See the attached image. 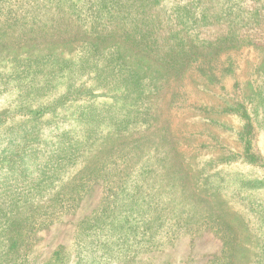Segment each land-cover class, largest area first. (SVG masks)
Segmentation results:
<instances>
[{"label": "rangeland", "instance_id": "374dc122", "mask_svg": "<svg viewBox=\"0 0 264 264\" xmlns=\"http://www.w3.org/2000/svg\"><path fill=\"white\" fill-rule=\"evenodd\" d=\"M153 38L181 41V50L197 59L163 89L161 78L137 67L155 91L146 104L152 114L143 119L155 116L154 127L126 131L127 104L113 90L102 94L94 67L86 64L90 41L132 67L144 53L131 41ZM232 102L244 103L248 112L252 105L264 107V0H0V264H257L264 254V214L257 211L264 186L254 181L264 178V108L253 116L258 160L251 164L242 157L239 119L216 113ZM42 105H53L52 111L41 118L28 112ZM161 126L170 136L162 137ZM73 143L78 148L71 166L54 168L53 145ZM169 147L185 155L183 175L162 176L156 157ZM126 156L132 171H152L148 196L157 199L159 189L167 202L145 218L160 216L170 224L186 217L194 226H149L141 234L157 244L130 257L106 256L96 243L107 237L86 239L81 230L118 191L109 179ZM53 169L49 181L57 178L46 193L44 172ZM132 176L127 194L139 179ZM62 184L55 200L51 190ZM78 188L83 192L72 208ZM200 221L206 226H196ZM215 223L220 230L210 227ZM10 237L18 241L11 250ZM228 241L232 248L224 259Z\"/></svg>", "mask_w": 264, "mask_h": 264}, {"label": "trees", "instance_id": "16d2710c", "mask_svg": "<svg viewBox=\"0 0 264 264\" xmlns=\"http://www.w3.org/2000/svg\"><path fill=\"white\" fill-rule=\"evenodd\" d=\"M172 41L170 43H164L163 41H158V39L153 38L146 41L142 40H134L131 41V45L137 50L140 49L142 53H144V57H141L140 60L142 62L137 61V64H134L132 67L128 65L124 57L121 55H114L113 52L116 51H110L107 52L106 48L105 51L103 49V44H99V42L96 41H90V60L86 64H90V69L94 67V77L97 78L98 82L97 84H100L101 88L103 89L102 94H106L109 91H114L116 95H120V97L123 99L121 103L125 102L127 105V109L124 108V111L122 112V116H125V121H122L124 125L121 127L123 130L126 131H146V130H152L154 127V122L151 123V120L155 118V116H150L149 121H145L144 116H149L148 114H152L150 109L152 108L150 104L146 105L149 101L150 95L155 93L152 90H149L147 88V84H149V80H145L143 77L145 75H140L141 72L137 70V67H142L143 69L147 70L150 75L155 74L151 79L155 78H161L162 87L160 89H163L166 87L167 82L172 81H178L180 80L185 72L187 71L188 66L190 65V62L192 60L197 59V55L194 53L188 54L182 51L184 47H182L181 41ZM165 46V47H164ZM174 46L178 48L177 50H174ZM103 49V50H102ZM182 49V50H181ZM143 59L146 60L147 63H143ZM112 61L114 64L112 65ZM26 64L24 67L27 69L31 62L28 58L25 62ZM38 64V62H37ZM84 65V62L81 63ZM80 64V68L82 65ZM44 70H49V66L41 65ZM41 66L38 64V67L41 68ZM87 67V65H86ZM86 67L84 69H86ZM150 69V70H149ZM137 70V71H136ZM93 72V71H92ZM168 72L171 75H168ZM142 80V81H141ZM131 85V89L130 86ZM44 87H38V89H41ZM158 89V90H160ZM112 91V92H113ZM261 92V91H258ZM114 95L110 94V97H113ZM250 98L246 101H249L250 104ZM253 104V102L251 103ZM251 106V105H250ZM51 108H53V105H42L38 106L36 109H29L28 112L30 114L35 113L36 115H40L41 118L43 114L46 111H52ZM263 108L259 105H252V110L250 112L247 111V107H245L244 103H227L224 106H221L216 110V113L218 115L223 116H230L233 115L236 118L239 119L241 122V127L239 131L237 132L238 138L242 140L243 142V153L242 157L246 162H249L251 164L257 162L258 155L253 150V141H254V131H255V121L253 119V116L255 119L260 117L263 114ZM54 110V109H53ZM154 111V109H152ZM264 115V114H263ZM1 118V117H0ZM160 133H162V137L167 138V136H170V130L167 126H164V128L161 126L158 128ZM157 133V134H160ZM156 134V133H155ZM5 136L2 138L4 139ZM7 136L5 137V139ZM9 141L13 140V138H9ZM136 148H138V145H135ZM52 155L53 158L50 160H53L55 163L54 168L61 167L67 162L73 163V160H75L77 154V148L78 145L75 143L71 144L70 147H66L63 144H56L53 145ZM102 147H100L101 149ZM136 150V149H133ZM127 157V156H126ZM185 158V155L181 153L176 148H168L166 151L158 153V156L156 157V160L159 161L160 164H163L160 169H162L163 173L162 176H167L165 174L167 171L174 172L176 175H183V167H182V159ZM56 159H60V162L58 163ZM49 160V161H50ZM48 161V163H49ZM131 160L129 157L126 159V163L123 165L122 168L118 169L117 167L112 168L113 175L109 179L112 180L114 186L119 185L117 187L118 191H115L114 195H107L104 200L106 201V204L102 207H99L96 211L95 216H92L93 223L89 221L87 222V225H85L81 232L84 234V237L87 239V235H91V238L95 240V238H101L103 236H106V243H103L101 240L97 241V245L100 249L103 250V254L106 256H134L135 254L139 253L142 246L150 247L151 245H155L158 243L157 240H151L150 238L143 237V234L145 230H149L152 226L156 228L157 226L162 225L165 227H169L171 229L176 230L177 224L183 229L184 227H192L191 223H189V220H187L186 217H174L176 222L170 221V224H166L162 222L163 217L160 218L157 217V219H150L145 218V216L149 212H154L159 210L158 208H165L167 205V202H162L159 197V189H158V197L151 198L148 196L149 190L148 187H150V174L152 171L146 170L144 167H136L133 170V167H129L128 163ZM179 161V164L177 167L173 166V163ZM133 163H137L133 161ZM181 163V164H180ZM48 164L41 166V168L47 167ZM11 166V165H9ZM71 166V165H69ZM10 168V167H9ZM99 167V171H100ZM158 173V172H157ZM51 174L54 173V169L51 173L44 172V183L47 182L44 186L46 193L49 192V189L52 187L53 181L57 178H55L51 181V177H49ZM106 174V173H105ZM133 175H137L139 178L137 181L133 182V188L130 189V191L133 190L132 194H127L128 190V184ZM156 174V173H155ZM104 176V175H103ZM106 178V177H104ZM159 179V178H158ZM49 181V182H48ZM254 181V180H253ZM256 183L261 184L264 186V178L255 179ZM249 186L254 187V183H248ZM72 186V185H70ZM156 188L159 186L153 184ZM65 186L62 184L61 186H53V194H55V200H60L59 195L61 193V190ZM82 189L78 188L75 190L76 196L73 197V201L71 205L72 208H75L78 206L79 203L78 200L81 198V194L83 191ZM45 193L44 191H42ZM119 192V193H117ZM156 192V190H155ZM250 193L249 196H251ZM162 197V196H161ZM54 205L59 206L58 204L54 203ZM18 203L15 206V209L18 207ZM63 205L61 204L60 207ZM77 208V207H76ZM263 210V211H262ZM257 211H262L264 214V206L259 205V208ZM132 213H137L136 216L131 215ZM139 216V217H138ZM143 219H141V218ZM96 219H98L97 225L95 224ZM184 220V221H182ZM182 221V222H180ZM202 224L203 226L204 221H200V223H196L197 225ZM216 225L210 224L211 228L214 229H221L220 225L221 223H215ZM216 226V227H214ZM147 233V232H146ZM144 233V234H146ZM141 236L138 237V235ZM149 235V234H148ZM223 238H225L222 235ZM172 235L171 233L168 234L167 239H171ZM153 242V244H152ZM8 248L9 250L15 249V247L18 244V241L15 239L8 240ZM146 243V244H143ZM141 244V245H140ZM138 245H140L138 247ZM264 247V238L262 239V248ZM232 247H230V241L224 243V247L222 249V253L224 254V259H228V256H226L229 249L231 250ZM113 251V252H112ZM257 264H264V254L260 255V257H257ZM227 264V263H226Z\"/></svg>", "mask_w": 264, "mask_h": 264}]
</instances>
